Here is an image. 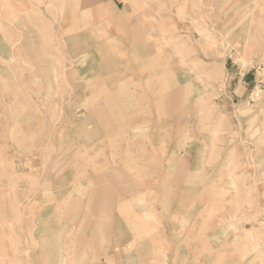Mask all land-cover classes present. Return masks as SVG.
<instances>
[{
    "label": "crops",
    "instance_id": "crops-1",
    "mask_svg": "<svg viewBox=\"0 0 264 264\" xmlns=\"http://www.w3.org/2000/svg\"><path fill=\"white\" fill-rule=\"evenodd\" d=\"M36 14L49 26L43 49ZM0 26L2 78L6 61L39 56L44 72L59 59L66 79L45 85L63 90L56 120L28 103L25 127L8 129L13 151L38 160L16 159L31 176L0 190V264H264V101L244 106L255 82L245 65H264V0H0ZM249 147L263 155L246 160Z\"/></svg>",
    "mask_w": 264,
    "mask_h": 264
},
{
    "label": "rangeland",
    "instance_id": "rangeland-1",
    "mask_svg": "<svg viewBox=\"0 0 264 264\" xmlns=\"http://www.w3.org/2000/svg\"><path fill=\"white\" fill-rule=\"evenodd\" d=\"M36 16L37 18L39 17L38 14H36ZM39 20L42 22L41 24H38L35 21L34 23L35 26H33L32 24H30L29 26L35 29L34 31L37 33L36 34L37 38H40V36L43 37V40L41 41H36V43L35 41H33L32 43L34 45L33 47L37 49H43L44 46L45 47L47 46L46 45L47 42L44 39L47 36V34H49V30H48L49 26L47 28V25L44 23V20L42 19V17H39ZM25 26H28V25H25ZM22 29L25 30L26 32L28 31V28H24L23 26L21 27V31ZM1 31H2V27L0 26V32ZM29 33H32V32H29ZM201 35L204 36L202 32H201ZM210 38L211 37H208V39ZM212 40H213V44H215L214 43L215 39H212ZM187 43H188L187 38L184 41L183 39L182 41H180L182 48H186ZM26 45L27 43L25 42V44L24 43L21 44V47L25 46V48H27ZM52 46L54 47V42H52ZM55 50H58L57 47H55ZM240 57L241 56L236 57L234 55L232 56V58H230V60L236 66H238V64L235 61V59H237V61L244 60L247 62L248 59L243 58V57L240 58ZM31 58H34V59L36 58L37 66L34 65V61L30 62L31 64H27V62L23 61L22 62L23 66H20V65L15 66L13 65L14 63H12V61H6L5 64L8 65L11 71L7 72L6 74H3L4 78L0 76V100L4 102L2 108H3V119H4L3 121L4 129L3 130L5 131V135L3 138V144L0 146V180L2 179L3 181L2 186L0 185V190H3L4 192H7L9 194H11L12 192H15V190L17 191V186H18L17 182H21V180L28 179L29 176H31V173H29V170H23V169L18 170L15 165V160L22 159V158L24 159V157H28V156L30 158L34 157L35 160H38V154H33V153L29 154V151L27 149H25L26 151H13L12 146H11L12 141H11L10 135H8L10 131H8V129H11V128L13 129V128H16L17 126H20L21 128L25 127L23 125L24 123L21 120H17L16 118H17V113H20V118L23 117L22 113H25L28 110V108L30 107L29 104L32 105V107H35L37 112L44 113V114L51 113L52 120L53 121L56 120L61 110L60 98H61V93L63 90L60 88L58 89L46 88L45 85H49L48 83L50 82V79L55 80L58 85L61 84L62 81L64 83L65 82L64 80H66L65 74H64L65 73L64 68L61 67V70H60V67H59V70H57V66L60 65L61 63L59 59L55 58V62H53V58H52V65H53L55 72L53 71L51 73L49 71H46V72L43 71V64H44L43 57L38 56V57H31ZM185 59L186 58H184L183 56L180 57V63L184 66L187 65V62L185 61ZM40 61L41 63L39 64ZM245 66L248 69L244 67L245 72H247V73L245 72L244 73L248 74L253 71L254 79H255V82L247 95V99L244 102L245 103L244 106L248 108L247 111L250 113V112H253L254 108L258 104L264 101V65H260V66L259 65H249V66L245 65ZM13 68H14V71H12ZM223 77L224 76H222V78ZM199 78L202 80V75L200 74L197 75L198 80ZM185 80H187V77L184 78V81ZM11 81H15V82L12 83ZM10 84L13 88L9 86ZM254 86H256V88H254ZM190 91L191 89L187 90L184 88H181L179 91V103L180 104L178 106V109L180 112L177 113L178 117L180 116L179 117V122H180L179 127H185V128L187 127L186 126V120H187L186 104L188 101ZM201 92L202 90L200 91V93ZM17 99L20 104L12 105V103L17 101ZM33 102H35V105L32 104ZM247 111H239L241 115L238 113V117L241 118L242 115H245L246 113H248ZM236 122L245 123L243 120H239V121L236 120ZM235 127L236 129L237 128L240 129L242 125L235 126ZM247 131L249 133L251 132V136H254V134L259 133L258 126H256V121L253 120V121L248 122ZM251 136H249V138H246V140L252 142V145H253L256 138L251 137ZM259 139L263 141V143H259V144L261 146L264 145V138L260 137ZM232 141H234L233 137H232ZM20 145L21 146L27 145V139H25L24 141H21ZM253 149L254 148L249 147L247 149V152L243 154V157H246L245 158L246 160L256 161L259 155L260 156L263 155L262 153H259V152L254 153ZM228 154L233 156L234 153H228ZM260 172H263L262 169H260ZM261 178H264V173L263 175H261ZM259 207L260 208L257 209L259 218L257 217L256 218L258 219V223H259L258 229L260 231V236H264L263 235V232H264V201L261 202ZM20 221L22 224L23 218H21ZM29 232L31 234L30 228H29ZM28 235H29L28 230L27 229L24 230V228L20 226V230H19L20 239L18 237L17 238L20 240L19 243H21V245L23 242L27 241ZM4 236H5V241L3 242V245L5 248H8L4 256L6 259L11 261L10 253H11L12 247L16 246L17 244L13 242L12 240L11 231L9 233H5ZM259 251L261 252V254L262 252H264L261 246L259 247ZM27 252L28 251H26V255H27Z\"/></svg>",
    "mask_w": 264,
    "mask_h": 264
},
{
    "label": "built area",
    "instance_id": "built-area-1",
    "mask_svg": "<svg viewBox=\"0 0 264 264\" xmlns=\"http://www.w3.org/2000/svg\"><path fill=\"white\" fill-rule=\"evenodd\" d=\"M250 70V69H249ZM254 88H256V86H254Z\"/></svg>",
    "mask_w": 264,
    "mask_h": 264
}]
</instances>
